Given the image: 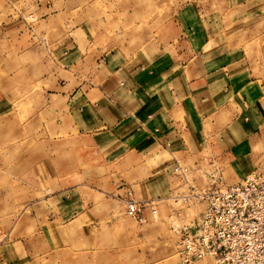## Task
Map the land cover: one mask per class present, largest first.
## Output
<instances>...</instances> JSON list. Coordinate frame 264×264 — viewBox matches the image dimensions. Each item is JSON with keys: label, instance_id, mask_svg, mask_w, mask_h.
Wrapping results in <instances>:
<instances>
[{"label": "rangeland", "instance_id": "obj_1", "mask_svg": "<svg viewBox=\"0 0 264 264\" xmlns=\"http://www.w3.org/2000/svg\"><path fill=\"white\" fill-rule=\"evenodd\" d=\"M11 2L14 20L9 35L0 36V264H177L178 232L195 222L203 202L168 198L167 210L166 193L154 207L142 202L153 213L143 223L126 204L118 223L104 220L95 245L82 244L67 226L82 206L96 202L90 189L71 194L63 180L46 179L70 108L60 88L76 94L87 80L154 68L162 58L187 63L212 51L211 59L213 50L247 59L264 78V0ZM192 170L182 181L185 195L207 188L211 175L241 181L220 160ZM195 264L216 263L208 257Z\"/></svg>", "mask_w": 264, "mask_h": 264}, {"label": "crops", "instance_id": "obj_2", "mask_svg": "<svg viewBox=\"0 0 264 264\" xmlns=\"http://www.w3.org/2000/svg\"><path fill=\"white\" fill-rule=\"evenodd\" d=\"M11 5L0 0L1 37L14 20ZM211 52L87 80L76 94L60 88L70 108L46 179L63 180L71 194L90 189L96 203L66 220L82 244H98L104 220L118 223L129 197L154 207L167 193L172 208L168 198L188 193L182 181L196 163L223 161L240 180L253 172L264 149V78L232 51L206 59ZM152 214L145 210L148 221Z\"/></svg>", "mask_w": 264, "mask_h": 264}, {"label": "built area", "instance_id": "obj_3", "mask_svg": "<svg viewBox=\"0 0 264 264\" xmlns=\"http://www.w3.org/2000/svg\"><path fill=\"white\" fill-rule=\"evenodd\" d=\"M182 198L203 202L205 209L179 230L177 264L208 257L216 264H264V161L238 183L211 175L207 188L194 187ZM126 204L128 214L143 223L146 206L131 197Z\"/></svg>", "mask_w": 264, "mask_h": 264}]
</instances>
